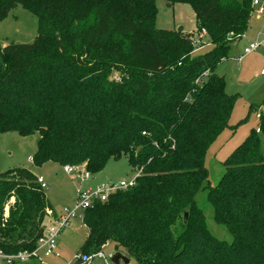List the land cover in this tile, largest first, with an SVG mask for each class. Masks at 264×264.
Listing matches in <instances>:
<instances>
[{
    "label": "trees",
    "instance_id": "1",
    "mask_svg": "<svg viewBox=\"0 0 264 264\" xmlns=\"http://www.w3.org/2000/svg\"><path fill=\"white\" fill-rule=\"evenodd\" d=\"M165 1L191 7L195 32L158 28L156 0H0V20L17 5L37 18L33 41L0 45V133H37V165L97 173L125 157L138 170L133 186L84 211L83 253L112 241L138 264H264V111L216 185L205 167L236 97L215 68L247 30L252 0ZM202 29L212 47L195 55ZM199 189L230 242L208 229ZM46 208L32 170L0 173V249L33 250Z\"/></svg>",
    "mask_w": 264,
    "mask_h": 264
},
{
    "label": "rangeland",
    "instance_id": "2",
    "mask_svg": "<svg viewBox=\"0 0 264 264\" xmlns=\"http://www.w3.org/2000/svg\"><path fill=\"white\" fill-rule=\"evenodd\" d=\"M259 1L264 5V0ZM156 7L155 24L158 28L178 30L181 27L184 32H195L196 19L188 4L179 2L168 5L165 0H156ZM36 34L37 18L20 5L11 9L8 15L0 20V45H5L11 41L29 43L33 41ZM245 35L246 38L230 41L228 57L221 60L215 68V72L225 78L226 91L229 94H235L236 97L227 127L219 133L206 151L207 180L212 186L218 183L224 172L222 161L236 146L242 143L252 129L259 126V119L256 114L264 111V13L258 16L256 6H252ZM247 39L260 40L262 43L256 52L243 55V48ZM194 45L197 48L194 51L195 55L204 53L212 47L206 36L194 42ZM200 45L203 46L199 48ZM240 55H243L242 58H234ZM259 136L262 148H264V135L259 134ZM37 138V133L28 136H22L14 131L0 133V173L16 167H24L32 170L36 175L41 174L48 185V188L45 189L47 200L55 210H60L72 203L76 197V189L80 185L93 187L103 182L128 180L138 172L129 165L125 157L110 159L103 169L97 173H91V177L81 181L80 184L79 179L68 174L63 165L57 162L46 161L37 165L33 160L28 159L29 156L33 157ZM81 165L86 166L85 163H81ZM195 200L203 210L210 232L216 238L230 242L232 240L231 233L224 225L216 223L213 219L212 208L206 199V192L199 189L195 195ZM14 202L15 197L12 194L4 207L5 216L9 215V208ZM86 235L87 228L82 219H74L70 226L57 237L55 254L41 257L42 262L44 264H77L75 255L81 252V246ZM100 251L106 255L120 252L126 256L122 249H115L112 241L106 242ZM91 264L114 263L111 262L110 258H106V260L94 259ZM127 264L138 263L130 257Z\"/></svg>",
    "mask_w": 264,
    "mask_h": 264
},
{
    "label": "built area",
    "instance_id": "3",
    "mask_svg": "<svg viewBox=\"0 0 264 264\" xmlns=\"http://www.w3.org/2000/svg\"><path fill=\"white\" fill-rule=\"evenodd\" d=\"M252 6H256L257 13H264V5L260 3L259 0H252ZM204 32L202 29L201 33ZM245 33L237 35L235 39L245 38ZM196 42V40H195ZM261 42L258 40H249L248 44L243 48V55L255 52L260 47ZM242 55V56H243ZM242 56H239L241 58ZM115 79H118L115 76ZM259 119L260 112L256 114ZM260 129L257 126L256 132ZM32 161V157L28 158ZM64 170L71 174L73 177L81 181L87 180L91 177V173L83 165H63ZM139 172L135 173L133 177L128 180H120L119 182H107L100 183L94 187H82L81 185L76 189L75 200L61 208L56 212L52 208H46L45 214L47 217V224L45 226L44 232L37 240L36 247L29 250H22L16 253H6L0 249V264H16V263H26L31 260H36L39 264H44L41 257H48L49 255L55 254V249L57 246V237L59 234L68 228L72 221L76 218H83L84 211L90 207L96 201H105L110 194L131 187L135 184L136 177ZM37 182L40 184L42 189H47L48 185L42 176H37ZM7 216V215H6ZM113 253H108L107 255L102 251H97L94 253H83L79 252L75 255L77 264H91L94 259H104L112 257Z\"/></svg>",
    "mask_w": 264,
    "mask_h": 264
},
{
    "label": "water",
    "instance_id": "4",
    "mask_svg": "<svg viewBox=\"0 0 264 264\" xmlns=\"http://www.w3.org/2000/svg\"><path fill=\"white\" fill-rule=\"evenodd\" d=\"M178 31H182V28L180 27L178 29ZM183 216H184V221H186L187 220V212H184ZM111 262H113L114 264H120L121 262L123 264H127L129 262V258L124 256L120 252H115L112 254Z\"/></svg>",
    "mask_w": 264,
    "mask_h": 264
},
{
    "label": "crops",
    "instance_id": "5",
    "mask_svg": "<svg viewBox=\"0 0 264 264\" xmlns=\"http://www.w3.org/2000/svg\"><path fill=\"white\" fill-rule=\"evenodd\" d=\"M258 16H261V14H258ZM182 30H183V29H182ZM192 32H194V31H192ZM203 35H204V34H201L202 37H203ZM245 38H246V37H245ZM258 41H260V40H258ZM248 42H249V39H247V43H246V45L248 44ZM260 42H261V41H260ZM261 43H262V42H261ZM204 44H206V43L204 42ZM246 45H245V46H246ZM202 46H203V45L199 46V48L202 47ZM245 46H244V47H245ZM258 49H259V48H258ZM255 52H256V51H255ZM245 55H246V54H245ZM240 56H241V55H240ZM234 58H235V59H240L239 56L234 57ZM241 58H242V57H241ZM29 157H32V156H29ZM33 173H34V172H33ZM34 174H35V173H34ZM35 175H36V174H35ZM36 176H42V175L39 174V175H36ZM42 177H43V176H42ZM43 179H44V178H43ZM44 180H45V179H44ZM103 183H104V182H103ZM97 185H98V184H97ZM95 186H96V185H95ZM89 187H90V186H89ZM93 187H94V186H93ZM49 203H50V202H49ZM50 205H51V208L54 209L51 203H50ZM54 210H55V209H54ZM55 211L58 212L59 210H55ZM85 227H86V226H85Z\"/></svg>",
    "mask_w": 264,
    "mask_h": 264
}]
</instances>
